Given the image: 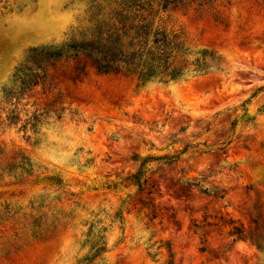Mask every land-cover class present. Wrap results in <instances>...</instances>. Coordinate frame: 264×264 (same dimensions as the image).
Masks as SVG:
<instances>
[{
    "label": "rangeland",
    "instance_id": "374dc122",
    "mask_svg": "<svg viewBox=\"0 0 264 264\" xmlns=\"http://www.w3.org/2000/svg\"><path fill=\"white\" fill-rule=\"evenodd\" d=\"M86 2L0 0V264H264V0L160 13L186 69L148 83L41 65Z\"/></svg>",
    "mask_w": 264,
    "mask_h": 264
},
{
    "label": "trees",
    "instance_id": "16d2710c",
    "mask_svg": "<svg viewBox=\"0 0 264 264\" xmlns=\"http://www.w3.org/2000/svg\"><path fill=\"white\" fill-rule=\"evenodd\" d=\"M195 1L203 6L216 0H87L85 25L57 49L40 52L41 65L84 59L100 75L122 74L142 83L177 81L185 74L187 48L178 33L162 26L160 13ZM133 161L139 163V170L128 180L140 189L152 158L135 156ZM229 236L247 239L245 231L237 228Z\"/></svg>",
    "mask_w": 264,
    "mask_h": 264
}]
</instances>
